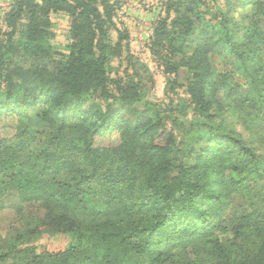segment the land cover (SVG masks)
I'll list each match as a JSON object with an SVG mask.
<instances>
[{
    "label": "trees",
    "instance_id": "16d2710c",
    "mask_svg": "<svg viewBox=\"0 0 264 264\" xmlns=\"http://www.w3.org/2000/svg\"><path fill=\"white\" fill-rule=\"evenodd\" d=\"M224 1L256 9L242 39L231 13L207 20L205 0H161L147 39L194 121L148 100L154 79L118 22L123 0L13 1L0 17V231L28 224L0 241V264H264V155L221 119L260 137L264 5ZM53 15L70 20L66 45L53 43ZM224 55L240 75L216 69ZM38 106L37 147L28 113ZM180 147L190 165L175 166ZM44 233L72 242L21 248Z\"/></svg>",
    "mask_w": 264,
    "mask_h": 264
},
{
    "label": "rangeland",
    "instance_id": "374dc122",
    "mask_svg": "<svg viewBox=\"0 0 264 264\" xmlns=\"http://www.w3.org/2000/svg\"><path fill=\"white\" fill-rule=\"evenodd\" d=\"M125 3L123 10L119 12L118 22H123L131 32L132 38V49L138 54H141L142 59L148 64L150 68V74L154 79V83L146 92L147 98L153 104H158L159 111L164 115L165 107L173 101V108L176 113L173 115L174 118H179L181 121L184 119H190L194 121L192 112L190 110L184 111L183 115L180 114L182 111V105H184V92L178 91V93L173 94L167 91V77L163 75L157 65L151 61V57L147 51H145L147 39L152 34V26L158 19L161 9V0H123ZM136 4V5H135ZM4 1H0V10L3 8ZM264 5V0H263ZM139 6V7H138ZM202 10L207 14L206 18L211 19L213 15L218 14L221 10L231 13V15L236 19L238 23L237 38L242 39L245 32L246 26L249 24L250 20L246 16H251L255 13L256 9L254 6H245L243 8H233L226 4L224 0H205V4ZM130 14V15H128ZM52 21L55 24L54 28V40L53 43L57 46L66 45L68 43V29L70 25V20L65 15H53ZM115 37V34H113ZM214 66L218 71L231 72L234 75H240L237 70L238 62L236 59H230L228 56H217L214 60ZM187 73L182 71L179 75V79L182 83H185V78ZM40 109L39 106L28 113V125L31 134L34 138V146L38 147V144L43 141L42 133L44 127L37 119ZM222 120H224L223 125L228 129H234L244 138L245 143L250 146L253 143L254 149L257 153L264 155V126L261 128L260 137L253 138L244 127H242L237 121L232 117H226L222 115ZM5 124L14 125L17 122V116L15 114H9L4 117ZM171 122V127H172ZM175 134H180L182 130L175 128ZM185 147H180L177 151L173 152V158L175 166H178L182 162L191 164V161H187V156L185 154ZM186 158V159H185ZM186 160V161H184ZM13 217L3 216V224L8 227L10 222H12ZM28 220L22 216L16 223L12 226L9 231H0V241H7L9 238H16L18 235L22 234L26 230V225ZM72 242V237L64 234L49 235L47 233L42 234L36 240L27 241L21 248L31 244L36 248L37 253L44 252H60L64 251ZM15 257L6 263H14ZM17 260H22L17 257Z\"/></svg>",
    "mask_w": 264,
    "mask_h": 264
},
{
    "label": "crops",
    "instance_id": "0c3cea01",
    "mask_svg": "<svg viewBox=\"0 0 264 264\" xmlns=\"http://www.w3.org/2000/svg\"><path fill=\"white\" fill-rule=\"evenodd\" d=\"M3 1H4V5H3V8L0 10V17L4 16V14L9 11L10 6L12 5L14 0H3ZM128 15H130V14H128ZM134 52H136V51H134Z\"/></svg>",
    "mask_w": 264,
    "mask_h": 264
}]
</instances>
